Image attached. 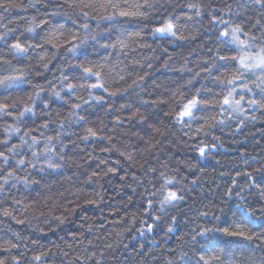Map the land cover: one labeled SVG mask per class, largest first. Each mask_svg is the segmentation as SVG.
I'll use <instances>...</instances> for the list:
<instances>
[{
  "label": "clouds",
  "instance_id": "1",
  "mask_svg": "<svg viewBox=\"0 0 264 264\" xmlns=\"http://www.w3.org/2000/svg\"><path fill=\"white\" fill-rule=\"evenodd\" d=\"M0 264H264V0H0Z\"/></svg>",
  "mask_w": 264,
  "mask_h": 264
}]
</instances>
